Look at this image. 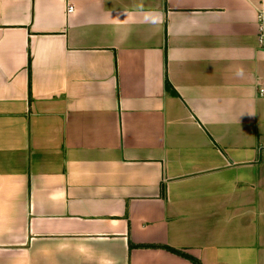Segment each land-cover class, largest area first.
Segmentation results:
<instances>
[{
	"label": "crops",
	"instance_id": "crops-1",
	"mask_svg": "<svg viewBox=\"0 0 264 264\" xmlns=\"http://www.w3.org/2000/svg\"><path fill=\"white\" fill-rule=\"evenodd\" d=\"M71 3L0 0V264H264L261 0Z\"/></svg>",
	"mask_w": 264,
	"mask_h": 264
},
{
	"label": "built area",
	"instance_id": "built-area-1",
	"mask_svg": "<svg viewBox=\"0 0 264 264\" xmlns=\"http://www.w3.org/2000/svg\"><path fill=\"white\" fill-rule=\"evenodd\" d=\"M73 10V5L71 3V0H64V11L65 14H68L70 12H72ZM257 19L259 21V36H260V42L263 41V37H264V0H261V6L258 9V13H257ZM259 93H264V89L263 88H259Z\"/></svg>",
	"mask_w": 264,
	"mask_h": 264
},
{
	"label": "trees",
	"instance_id": "trees-1",
	"mask_svg": "<svg viewBox=\"0 0 264 264\" xmlns=\"http://www.w3.org/2000/svg\"><path fill=\"white\" fill-rule=\"evenodd\" d=\"M165 88H168L169 87V84L167 83L166 79H165ZM164 249H166L167 251L171 252V253H174V254H177L183 258H186L187 260H189L192 264H199L198 260L195 259L194 257L188 255V254H185L183 253L182 251L180 250H177V249H174V248H171V247H168V246H163Z\"/></svg>",
	"mask_w": 264,
	"mask_h": 264
}]
</instances>
